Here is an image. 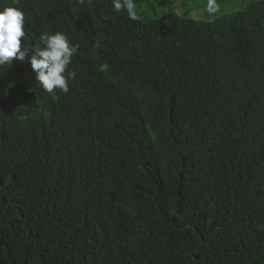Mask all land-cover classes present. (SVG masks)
<instances>
[{"label":"trees","instance_id":"trees-1","mask_svg":"<svg viewBox=\"0 0 264 264\" xmlns=\"http://www.w3.org/2000/svg\"><path fill=\"white\" fill-rule=\"evenodd\" d=\"M14 3L22 45L78 51L67 93L0 67V264H264V0L213 20Z\"/></svg>","mask_w":264,"mask_h":264},{"label":"clouds","instance_id":"clouds-1","mask_svg":"<svg viewBox=\"0 0 264 264\" xmlns=\"http://www.w3.org/2000/svg\"><path fill=\"white\" fill-rule=\"evenodd\" d=\"M113 9L117 13L127 11L132 20L138 18L135 0H113ZM207 11L209 14L219 11L217 0H208ZM25 24V13L15 3L0 9V67L11 66L14 59L24 61L27 58L45 92L59 89L67 93L69 82L76 78V72L69 70L68 66L78 51V45L73 44L63 31L42 34L43 47L22 45V39L26 40Z\"/></svg>","mask_w":264,"mask_h":264},{"label":"rangeland","instance_id":"rangeland-1","mask_svg":"<svg viewBox=\"0 0 264 264\" xmlns=\"http://www.w3.org/2000/svg\"><path fill=\"white\" fill-rule=\"evenodd\" d=\"M154 7L147 6L144 1L136 4V11L139 12L147 10L149 16L159 17L165 16L170 11H175L177 14L183 16H190L195 19L213 20L218 16L237 11L244 8L247 0H217L219 11L209 14L207 11L208 0H164L165 4H160L156 0H151Z\"/></svg>","mask_w":264,"mask_h":264}]
</instances>
